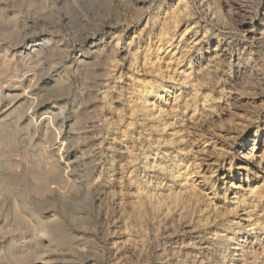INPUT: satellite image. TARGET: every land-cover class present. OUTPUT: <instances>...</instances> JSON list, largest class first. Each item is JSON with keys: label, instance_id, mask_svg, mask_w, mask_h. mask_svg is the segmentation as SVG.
Returning <instances> with one entry per match:
<instances>
[{"label": "rangeland", "instance_id": "rangeland-1", "mask_svg": "<svg viewBox=\"0 0 264 264\" xmlns=\"http://www.w3.org/2000/svg\"><path fill=\"white\" fill-rule=\"evenodd\" d=\"M0 264H264V0H0Z\"/></svg>", "mask_w": 264, "mask_h": 264}, {"label": "bare ground", "instance_id": "bare-ground-1", "mask_svg": "<svg viewBox=\"0 0 264 264\" xmlns=\"http://www.w3.org/2000/svg\"><path fill=\"white\" fill-rule=\"evenodd\" d=\"M94 45V44H93ZM99 54V53H98ZM162 98H163V96H162ZM160 101V100H159Z\"/></svg>", "mask_w": 264, "mask_h": 264}]
</instances>
